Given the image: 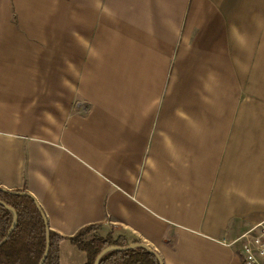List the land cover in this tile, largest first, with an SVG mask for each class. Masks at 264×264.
<instances>
[{"label":"crops","instance_id":"obj_1","mask_svg":"<svg viewBox=\"0 0 264 264\" xmlns=\"http://www.w3.org/2000/svg\"><path fill=\"white\" fill-rule=\"evenodd\" d=\"M0 190L63 238L243 264L264 219V0H0ZM132 244V243H130ZM60 264H85L69 241Z\"/></svg>","mask_w":264,"mask_h":264},{"label":"trees","instance_id":"obj_2","mask_svg":"<svg viewBox=\"0 0 264 264\" xmlns=\"http://www.w3.org/2000/svg\"><path fill=\"white\" fill-rule=\"evenodd\" d=\"M18 192H1L0 201L15 210L17 224L6 242L0 246V264H39L49 235V251L44 264H60L59 245L67 240L78 251L84 253L85 264H94L98 254L109 246L126 247L130 243L140 244L138 240L129 242L123 236L112 234L100 236V224L81 228L74 236L63 238L48 228L46 219L31 196L17 195ZM10 211L0 206V243L12 225ZM99 264H161L158 256L142 248L123 252H110L101 258Z\"/></svg>","mask_w":264,"mask_h":264},{"label":"built area","instance_id":"obj_3","mask_svg":"<svg viewBox=\"0 0 264 264\" xmlns=\"http://www.w3.org/2000/svg\"><path fill=\"white\" fill-rule=\"evenodd\" d=\"M230 246H236L243 264H264V219L249 225Z\"/></svg>","mask_w":264,"mask_h":264},{"label":"water","instance_id":"obj_4","mask_svg":"<svg viewBox=\"0 0 264 264\" xmlns=\"http://www.w3.org/2000/svg\"><path fill=\"white\" fill-rule=\"evenodd\" d=\"M0 191L1 192H5L4 190H0ZM15 194L22 195V196H29L27 193H15ZM0 206L4 207L8 211H10L11 214H12V217H13L12 225H11L10 229L8 230V233L6 234L4 240L0 243V246H1L2 244H4L6 242L8 237L14 231V229L16 227V224H17V214H16L14 209L8 207L6 204L2 203L1 201H0ZM138 248H142V249L146 250L148 253L157 256L156 253L152 249H150L147 245L142 244V243H140V244H129L128 246L123 247V248L122 247H117V246H109V247H106L105 249H103L98 254V256L96 257V259L94 261V264H99L101 258L104 257L106 254H108L110 252H123V251H128V250H135V249H138ZM48 251H49V235L47 233L45 251H44L43 257L41 258L39 264H44V262H45V260L47 258V255H48Z\"/></svg>","mask_w":264,"mask_h":264}]
</instances>
